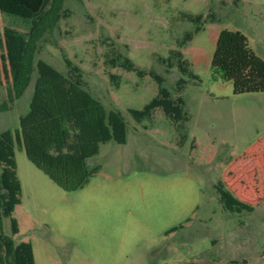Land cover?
I'll return each mask as SVG.
<instances>
[{
    "label": "rangeland",
    "instance_id": "obj_1",
    "mask_svg": "<svg viewBox=\"0 0 264 264\" xmlns=\"http://www.w3.org/2000/svg\"><path fill=\"white\" fill-rule=\"evenodd\" d=\"M64 13L36 59L59 70L66 69L65 58L78 64L88 89L108 108L123 112L128 141L102 144L89 160L90 166L101 165L100 172L76 191L56 184L16 142L22 203L14 212L20 224L14 239L32 242L36 264H182L217 253L213 237L229 225L239 255L244 233L239 223L254 215L225 211L214 183L221 177L235 192L248 185L244 163L263 167L264 92L235 94L231 81L212 73L210 62L225 28L245 33L264 59V0L238 5L233 0H66ZM184 13H203L207 20L180 47L184 34L195 28ZM4 23L7 18H0ZM172 50H182L200 76L199 81L186 78L181 92L191 116L184 142L162 109L140 123L128 111L157 95L150 72L163 76L177 95L181 73L170 58ZM2 52L0 47V102L8 91ZM125 58L145 73L121 67ZM35 78L34 72L15 108L10 109L12 103L0 112V132L16 135ZM4 229L11 234L9 219Z\"/></svg>",
    "mask_w": 264,
    "mask_h": 264
},
{
    "label": "trees",
    "instance_id": "obj_2",
    "mask_svg": "<svg viewBox=\"0 0 264 264\" xmlns=\"http://www.w3.org/2000/svg\"><path fill=\"white\" fill-rule=\"evenodd\" d=\"M66 0H0V47L4 76L8 82L6 98L0 102V112L20 97L28 87L32 74L36 78L34 91L26 113L20 116L16 135L9 129L0 132V264H36L31 241L17 242L20 224L14 216L22 203V183L18 174L16 142L24 148L28 159L56 184L67 191L84 188L101 170V165L90 166L89 160L100 153L102 144H126L129 123L123 112L108 108L87 87L83 69L65 58V70H59L47 60L36 59L48 35L59 28L65 16ZM238 5L241 0H233ZM226 4L227 0H221ZM183 17L195 28L187 31L178 42L184 47L202 31L207 16L203 13H184ZM211 22L216 15L209 13ZM170 58L176 61L181 77L176 84L177 95L165 86L163 76L150 72L158 84V93L143 108H130L131 117L138 123L152 120L162 109L173 122L181 142L188 138L190 113L181 94L186 78L200 80L192 63L182 50H172ZM127 70L136 67L130 58L120 65ZM211 71L219 78L231 81L235 94L264 92V59L250 46L248 36L241 30L222 29L210 62ZM223 209L234 214L253 212L256 204L240 199L219 177L214 183ZM10 220V233L5 232L4 220ZM184 227L171 228L167 233ZM182 264H248L246 259L225 263L215 260H190Z\"/></svg>",
    "mask_w": 264,
    "mask_h": 264
},
{
    "label": "crops",
    "instance_id": "obj_3",
    "mask_svg": "<svg viewBox=\"0 0 264 264\" xmlns=\"http://www.w3.org/2000/svg\"><path fill=\"white\" fill-rule=\"evenodd\" d=\"M18 98L15 99L13 102L14 106L10 109L17 106ZM243 166L246 169L242 174L247 175L248 185L243 189H237L235 193L240 199L255 203L256 208L251 212L254 215L253 219H249L250 217H248L239 223V227L244 231L242 238H240L243 241L241 243L239 242L241 252L237 255L234 250L238 242H236V237L232 234L231 227L228 225L224 229L223 234L213 237L214 247H220V249L218 248L219 251L213 253L212 256H208V258L197 255L193 259L194 261L206 262L215 260L218 263H225L234 259H246L248 264H264V202L262 201L264 198V165L258 170L251 161L244 163ZM248 166H251V168H247Z\"/></svg>",
    "mask_w": 264,
    "mask_h": 264
}]
</instances>
